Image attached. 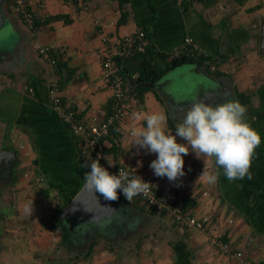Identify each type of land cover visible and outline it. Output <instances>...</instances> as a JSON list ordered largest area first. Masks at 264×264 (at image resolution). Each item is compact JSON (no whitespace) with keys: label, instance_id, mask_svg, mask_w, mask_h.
Here are the masks:
<instances>
[{"label":"crops","instance_id":"1","mask_svg":"<svg viewBox=\"0 0 264 264\" xmlns=\"http://www.w3.org/2000/svg\"><path fill=\"white\" fill-rule=\"evenodd\" d=\"M122 1L44 0L42 16L63 15L69 22L50 21L33 29L23 25L11 6L3 3L2 14L6 12L2 15L3 33L20 45L10 62L23 67L18 71L0 67V152L14 155L12 165L0 166V174L10 173L8 189L13 194L8 206L3 204L5 207L0 208V260L8 257L9 264H46L49 257L54 264H77L78 259L84 262L85 258L81 259L78 252L89 246L87 239L75 235L71 237L72 245L64 247L60 229L53 226V215L64 208V198L60 199L61 193L57 191H64L67 199H73L78 192L77 168L81 161L89 164V156L81 137L60 121L49 98L48 86L56 80L64 105L74 110L86 127L98 126L112 105V90L101 74L105 47L102 39L106 36L124 38L143 31L152 53L149 56L136 54L123 61L122 77L130 108L115 127L111 139L104 142L110 149L105 157L113 166L122 165L154 179L174 200L183 201L191 214L207 216L211 223L209 229L201 233L184 229L170 218L172 224L166 219L167 214L150 212L156 224L151 225V230L147 227L146 236L141 233L139 238L127 240L124 234L116 232V227L128 222L125 220L128 210L123 205L127 200H118L121 214L113 224L116 233V239L111 240L113 248L118 252L122 249L130 257L129 243L139 240L137 245H141L142 251L134 256L139 255L138 263L146 264L167 260L165 255L161 258L166 260H159L157 253L162 242L164 249L172 253L168 261L173 264H264L262 144L255 149L252 158V178L243 179L250 189L245 190L239 179L227 180L213 158L204 155L198 158L191 149L183 157L185 176L176 182L157 177L149 167L156 154L137 151L130 135L133 128L146 127L144 117L161 112L167 118L166 132L175 135L176 126L185 116L181 109L187 110L198 98L194 89L200 78L207 77L229 82L232 95L226 96L222 90L214 93V86L218 85L210 81L201 84L204 86L200 89L202 94L209 92L201 100L211 105L238 101L246 107L247 123L254 130L259 125L264 126V50L263 53L259 50L264 0H202L184 8L177 0ZM186 37H192L206 55L201 57L207 61L192 63L205 65L197 71L188 66L191 63L171 68L173 53ZM38 47L54 50L56 67L38 53ZM0 48L3 53V44ZM219 61L222 62L215 64ZM148 62L162 72L154 80L162 79L158 89L137 83L143 63ZM4 64L5 61L1 63ZM215 71L221 76H215ZM210 93L216 97L209 96ZM239 94L246 97L241 98ZM136 114H140L141 119L137 120ZM259 133L264 137V128ZM177 142L187 143L179 137ZM204 170L218 174L214 184L199 179ZM49 183L53 188L49 189ZM0 191L3 190L0 188ZM29 203H33L34 213L24 211ZM138 204L139 209L131 202V210L146 208L141 202ZM102 239L105 243L109 240ZM18 240L25 245L19 246ZM215 240L227 244L230 252H223L213 244ZM98 249V253L94 251L86 259L97 260L94 256L99 255L102 247ZM41 251L46 253L45 257L38 255ZM76 252L78 259L68 260ZM233 253H241L242 257H234Z\"/></svg>","mask_w":264,"mask_h":264},{"label":"clouds","instance_id":"2","mask_svg":"<svg viewBox=\"0 0 264 264\" xmlns=\"http://www.w3.org/2000/svg\"><path fill=\"white\" fill-rule=\"evenodd\" d=\"M227 95V93H225ZM182 123L176 126L175 135L166 132L167 118L164 113H153L144 117L146 127L133 128L131 137L133 146L146 153L156 154L149 167L157 177H167L170 182H176L185 176L184 156L189 149L199 158L204 155L214 159L215 165L223 170V175L229 181L251 179V163L255 149L261 144L260 135L247 123V109L238 101L227 100L223 104L212 106L204 100H194L185 110ZM137 120L141 119L136 114ZM177 137L186 144L177 142ZM97 157L85 172L86 187L100 193L107 201L118 200V190L130 202L133 197L148 195L154 185L145 182L142 177L119 169L117 175L110 174L100 164ZM199 179H205L214 184L218 174L203 171ZM33 203L25 205L26 213H34Z\"/></svg>","mask_w":264,"mask_h":264},{"label":"built area","instance_id":"3","mask_svg":"<svg viewBox=\"0 0 264 264\" xmlns=\"http://www.w3.org/2000/svg\"><path fill=\"white\" fill-rule=\"evenodd\" d=\"M200 1L202 0H177V3L181 8H184ZM3 3L9 4L19 21L28 28H35L36 18L43 17L41 7L44 4V0H3ZM116 39L110 36L102 39L105 47L101 62V74L112 90V105L104 120L98 126L86 127L79 119L78 114L64 105L60 95L59 84L56 80L51 81L48 86V95L53 103L54 110L63 125L72 133L81 137L87 151L86 153L89 156V164L97 157H100L101 166L107 169L110 174L117 175L119 169H123L129 173L130 178L135 175L142 177L145 182L155 186L151 188L148 195L140 194L135 196L144 206L158 213L169 215L174 223L184 229H193L205 233L211 223L209 217H197L191 214L190 211H185L184 206L174 200L171 194L161 188L154 179L139 175L132 169L122 165L113 166L105 157L102 140L110 135L111 131L124 118L130 108L126 84L119 72L120 61L132 58L136 54L146 53L150 45L143 31H138L133 36L120 38L121 40ZM37 51L49 61L52 67L57 66V56L53 49L50 47H38ZM173 56L196 58L206 55L192 37H186L181 46L173 53ZM213 244L219 246L227 254L230 252L229 246L225 243L215 240ZM232 256L240 258L242 254L233 253Z\"/></svg>","mask_w":264,"mask_h":264},{"label":"rangeland","instance_id":"4","mask_svg":"<svg viewBox=\"0 0 264 264\" xmlns=\"http://www.w3.org/2000/svg\"><path fill=\"white\" fill-rule=\"evenodd\" d=\"M5 13L6 12L3 11L4 15H5ZM4 34L5 33H3V32L0 33V44H1V47H2V44H3V46L5 48V49L4 48L2 49L3 53L0 52V67L5 68L6 70H11V71H15L17 69V71H18V70H20V68L23 67V65H20V67H17L18 65L12 64V62H10V60H12L13 59L12 57H14V55L17 54L16 51H17V49L20 48V45H18V43L16 44V42H17L16 39H14L13 37L6 38V36ZM18 57L20 58V55ZM3 61H5V64L1 65V63H3ZM9 64H10V66H9ZM263 128H264L263 125H259V126H257L255 128V131L260 135L259 132ZM261 141H262L261 144L263 145L262 148H264V137L261 138ZM9 186H11L10 175L8 176L7 173L0 174V188L3 190V191H0V195H2V198L0 199L1 205L4 204L5 206H8L6 204L10 203V199L13 198L12 197L13 194H12L11 190L8 189ZM54 201L57 202L56 200H54ZM127 202L125 201V203L123 205L128 210L127 215L125 214V220H127L128 222L122 224L120 227H116V232L124 234V237L127 240L137 239V238L140 237L141 233L146 236L147 227H149L148 230H151V225L156 224L154 222L155 221L154 218L149 215L152 212L150 213V211H149L150 209L147 208L146 206H145L146 208H143L142 211L131 210L132 206L139 209V204L138 203L140 201L136 197H133V199L130 202H128V203ZM131 202L133 204L132 206H131ZM4 205L0 206V208L1 207H5ZM143 212L146 213V214H144ZM166 219L170 220V217L167 215ZM55 222H56V220H55ZM170 222H171V220H170ZM113 227L114 226H112V228ZM112 228L106 229L103 233H100L101 235L99 237H102V238L104 237L105 239L109 238V240L106 239L107 240L106 243L102 241L103 240L102 238L96 237L98 235V233H99V232H96V231L93 234H91V235H86L85 237L83 235H81L80 233L78 234L80 239H83V238L87 239L86 240L87 241L86 242L87 245H89L90 243L96 241L95 245L97 246V248L94 245L93 252L96 251L98 253V251L101 249V248L98 249L99 247H102V250L100 251L99 255L98 254L97 255L94 254L95 255L94 257H96V258L98 257V258H97V260H95L93 262L91 261L92 258H90V260H89V259H86V255H85V257L83 256V254L86 253L87 248L81 250L80 252H78L79 255H80V258L81 259L85 258V259H84V262H81L82 260H80V262H78V260H79L78 259L77 260V264H146V263H138L139 259H140L139 258L140 256L139 255L137 257L134 256L135 253L140 252V249H141V245L140 244L137 245L139 240H134V241L129 243L130 251H129L128 248L123 247V249H127V251H129L128 253H130V257L131 258L129 257V254L126 255V253L122 252V249H121V252L120 251L118 252V251H116L113 248V242L111 240H113V238L116 239V233L115 232H111ZM119 228H121V229H119ZM106 231H107V233H106ZM156 237H158V236L156 235ZM158 240L161 241L160 239H158ZM158 240H157V243L159 244ZM18 242H19V246H24L25 245L24 241L18 240ZM100 244L101 245L103 244V246H101ZM162 245L163 246L160 247V248L158 247L159 250H157V253H158V256H159V260L160 259H164V258H161L162 255H165L167 260L164 259L166 261H161L159 263L157 262L156 264H173L171 260H169V261H171V263H169V261H168V259H169L168 257L172 258L171 257L172 253H170V251L167 252L164 249V246H165L164 242H162ZM104 247H106V248L104 249ZM149 249L151 250V248H149ZM141 251H142V249H141ZM78 253L76 252V254H78ZM38 255L40 257L41 256L45 257L46 253L44 251H41V252H39ZM4 258H5V260L4 259L0 260V264H2V263L3 264H9V262H10L9 258L8 257L7 258L4 257ZM46 260H47L46 264H54L53 259L47 257ZM145 260H146V262H149V259H145ZM63 263H65V262H63ZM65 264H68V263H65Z\"/></svg>","mask_w":264,"mask_h":264},{"label":"water","instance_id":"5","mask_svg":"<svg viewBox=\"0 0 264 264\" xmlns=\"http://www.w3.org/2000/svg\"><path fill=\"white\" fill-rule=\"evenodd\" d=\"M2 6L3 0H0V33L3 32L4 20L2 14ZM259 50L263 53L264 50V25H261L260 29V37H259ZM190 68L195 69L197 71L198 68L204 67V64H191L188 65ZM162 79H158L150 84L143 85L144 87L150 89H158ZM200 82H197L198 85L194 89L197 90L195 93L198 95V100L201 98H205L206 94L209 93L207 91L206 94H202L200 89L204 86L201 84L215 83L218 86H214V93L218 90H222L227 93L226 96L232 95V89L229 82L222 79H210V78H200ZM207 87V86H206ZM226 89V90H225ZM209 96H216L210 93ZM212 106H216V104L212 103ZM14 159V155L12 152H0V166L12 165L10 162ZM9 176V173H7ZM121 214V205L118 200L116 201H107L103 198L100 193H95L89 190L86 187V183L82 186V188L77 192V194L73 197V199L64 207V209L60 212V214L56 218L57 223H64L67 229L71 234L77 233L79 229L86 228L91 232L96 230V228H102L105 225H113L116 219ZM74 231V232H73Z\"/></svg>","mask_w":264,"mask_h":264},{"label":"trees","instance_id":"6","mask_svg":"<svg viewBox=\"0 0 264 264\" xmlns=\"http://www.w3.org/2000/svg\"><path fill=\"white\" fill-rule=\"evenodd\" d=\"M122 2H125V0H123ZM121 3V2H120ZM50 21H64L65 23H68L69 21L67 20V17L66 16H63V15H56V16H49V17H40V18H36V20H35V28L36 27H39L40 25H44L45 23L46 24H49V22ZM116 40H121L120 39V37L118 38V39H116ZM151 53H152V50H150L149 48H148V50L146 51V53H144L143 54V56L144 55H146V56H149V55H151ZM125 59H122L121 61H120V64H119V72H120V74H121V76H123L122 75V68H121V66H122V64H123V61H124ZM205 61H207L205 58H203V57H200V58H187V57H185V56H180V57H175L173 60H172V62H171V68H174V67H176L177 65H179V64H189V63H197V62H205ZM222 61L223 62H225L226 61V58H224V59H222ZM222 61H219V62H213L212 64H220ZM162 74V72L161 71H159L158 69H157V67L155 66V65H151V63L150 62H148V63H143V65H142V68H141V70H140V75H139V77L137 78V83H139V84H146V83H151V82H153L156 78H158L160 75ZM215 76L217 75V77H219V76H221V74H219V73H217V71H215ZM141 90H144V89H141ZM244 96V98L246 97V95H242V94H239V97H243ZM244 101V100H243ZM116 127V126H115ZM114 132H115V128L111 131V133H110V135L106 138V139H103L102 140V142L104 143L106 140H108V139H111L110 137H111V135L113 134L114 135ZM112 147H114V145L113 146H111L110 148H112ZM109 148H106L105 146H104V149H103V152H104V154L106 155V153H108L109 152ZM86 163H83V161H81V163L79 164V166H78V168H77V172H78V177H79V183H80V188H79V190L82 188V186L86 183V181H85V172H87V171H89L90 169H88V168H86V167H84V165H85ZM88 165H90V164H88ZM240 186L243 188V189H245V190H248L249 189V187H247L246 186V184L244 183V180H240ZM50 188H53V185L52 184H50L49 183V189ZM78 190V191H79ZM250 190V189H249ZM51 191V190H50ZM57 193L58 194H60V196H61V198L60 199H63V204H64V206L63 207H65L71 200H72V198L71 199H67L66 197H65V195H64V191H62V190H59V191H57ZM51 193H49L48 195H50ZM53 194V193H52ZM77 194V193H76ZM62 195H64L63 197H62ZM118 200L119 201H124L125 200V198H124V195H123V193L120 191V190H118ZM177 202H179V203H181L183 206H184V209H185V211H189V209H188V207L186 206V204L183 202V201H177ZM64 209V208H63ZM62 208H59L57 211H56V213H54V215H53V221L54 220H56V218H57V216L60 214V212L63 210ZM150 212H152V213H154V212H156L155 210H153V209H150L149 210ZM160 214H165V213H160ZM53 226H57L59 229H60V231H61V234H62V240H63V245H64V247H69L70 245H72V242H71V233H70V231L67 229V227L64 225V223H57V222H55L54 223V225ZM96 244V241H94V242H92V243H90L89 244V246L87 247V251H86V253H85V255L88 257V256H90L91 254H92V252H93V247H94V245ZM74 258H76V260L78 259V254H74V256L73 257H71V258H69L68 260H70V259H74Z\"/></svg>","mask_w":264,"mask_h":264},{"label":"flooded vegetation","instance_id":"7","mask_svg":"<svg viewBox=\"0 0 264 264\" xmlns=\"http://www.w3.org/2000/svg\"><path fill=\"white\" fill-rule=\"evenodd\" d=\"M225 103V102H224ZM3 173H5V171H3ZM2 174V173H1ZM112 226L113 225H111V226H109V225H105L104 227H102V228H96V230H94L93 232H91L90 233V231L88 230V229H86V228H81V229H79V231L77 232V233H75L74 231V234H71V237H73V236H75V235H78V233H80L81 235H83L84 237L86 236V235H91V234H93L95 231L96 232H99L98 234H100V233H103L104 231H105V229H110V228H112ZM111 232H113V228L111 229ZM106 233H107V231H106Z\"/></svg>","mask_w":264,"mask_h":264}]
</instances>
